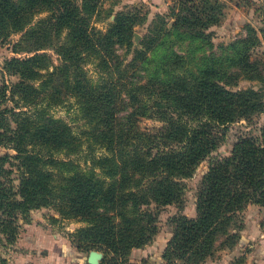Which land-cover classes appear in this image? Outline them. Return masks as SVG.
<instances>
[{"label": "trees", "instance_id": "obj_1", "mask_svg": "<svg viewBox=\"0 0 264 264\" xmlns=\"http://www.w3.org/2000/svg\"><path fill=\"white\" fill-rule=\"evenodd\" d=\"M92 2L0 0V38L30 25L14 48L28 55L9 58L2 68L17 80L0 85V144L15 151L0 155V211L8 217L0 228L14 234L12 222L19 215L54 204L62 216L91 223L82 230L83 243L89 240L117 254L148 242L157 230L150 207L182 200L185 179L219 148L229 124L252 122L264 113V87L229 89L208 68L192 83H145L133 74L124 83L127 70L114 66L108 52L112 42H101L100 36L113 33L122 41L121 35L131 29L119 20L109 33L94 28ZM185 3H191L185 6L191 16H178L177 21L206 19L205 28L222 21L217 11L226 7L225 0ZM38 7L53 8L46 19L58 35L69 30L71 43L55 45L58 64L43 51L47 21L29 22ZM137 60L135 55L129 65L136 67ZM87 64L95 65L97 77ZM111 71L117 74L108 77ZM69 98L86 122L78 134L50 114ZM142 117L161 124L143 129ZM13 172L17 178L10 176ZM248 204L264 205V123L257 135L239 136L228 155L210 162L199 186L197 216L176 219L160 264L170 256L196 262L212 251L219 233L227 235L225 242L237 237L230 233L231 225Z\"/></svg>", "mask_w": 264, "mask_h": 264}, {"label": "rangeland", "instance_id": "obj_2", "mask_svg": "<svg viewBox=\"0 0 264 264\" xmlns=\"http://www.w3.org/2000/svg\"><path fill=\"white\" fill-rule=\"evenodd\" d=\"M84 1L79 0V3L83 4ZM191 3H185V0H93L89 3L91 25L102 33H109L112 24L118 20L131 29V33L121 35L122 41H118V35L113 33H109V38L102 34L100 36L101 42L108 39L112 42L108 52L116 64L114 66L128 72L121 81L125 83L133 74L145 83L151 79L162 80L161 84H167L168 80L192 83L194 76H199L208 68L213 69L214 78L229 89L258 90L264 87V8H249L247 5L244 8L241 6L243 0H232V3L217 11L222 13V21L205 28L206 19L177 21L178 16H191L192 10L185 7ZM35 10L29 20L31 25L41 19L48 22H45L46 26L49 25L50 21L46 18L53 8L38 7ZM29 27L26 26L25 31ZM48 28L50 32L42 39L45 46L43 51L58 64L55 45L62 41L71 43L69 30L64 29L58 35L53 26L49 25ZM25 31H13L10 37L0 38V85L17 80L7 72L3 73L2 68L7 59L28 55L14 51L15 43ZM138 52L141 56L137 55ZM135 55L138 64L133 68L129 63ZM87 69L94 77L98 76L95 65L87 64ZM115 74L111 71L107 76ZM74 100L67 99L54 107L50 114L66 121L78 134L86 128V122L79 115L78 104ZM263 123L264 113L256 115L252 122L242 120L226 127L219 148L198 165L192 177L185 179L182 200L150 207L156 214L157 230L145 245L114 254V250L106 253L104 248L91 245L89 240L83 243L82 230L91 228V223L80 216H62L53 204L32 209L26 216L19 215L12 222V228L16 229L14 234L10 233V228L5 233L0 228V264H55L54 256L57 253L61 255V264H85L93 250L102 254L98 264L106 257V264H145L146 261L147 264H160V255L172 239L176 219L181 215L189 218L197 216L199 186L210 162L228 155L239 136L257 135ZM160 124L154 118L140 119L143 129H153ZM8 153L14 154L15 151L0 144V155ZM10 176L17 178L15 172ZM7 218L0 211V222ZM231 226L230 233H236L237 237L225 242L227 235L219 233L215 246L204 258L188 262L182 256H170L168 264H264V205L248 204L237 214ZM239 236H242L241 240ZM37 240L41 245H37ZM71 244L80 247L71 249ZM49 246L54 250H50ZM55 248L59 251H55Z\"/></svg>", "mask_w": 264, "mask_h": 264}, {"label": "crops", "instance_id": "obj_3", "mask_svg": "<svg viewBox=\"0 0 264 264\" xmlns=\"http://www.w3.org/2000/svg\"><path fill=\"white\" fill-rule=\"evenodd\" d=\"M226 2V5H229L230 3H232V0H225ZM244 3H241V6H244V8H246V5L249 7V8H264V0H243ZM238 5V4H236ZM240 5V3H239ZM37 245L39 246V244L41 245V242L40 240H37L36 241ZM46 247V246H45ZM52 247V246H51ZM50 246H49V249L50 250H54L52 249ZM58 247V246H57ZM71 249H73V247L70 246ZM56 249V248H55ZM55 251H59L58 248L55 250ZM147 256V255H146ZM55 257V264H59V258H61V255L60 253H57ZM80 257V256H79ZM80 260V258L78 259ZM80 262V261H79ZM76 264V263H75Z\"/></svg>", "mask_w": 264, "mask_h": 264}, {"label": "water", "instance_id": "obj_4", "mask_svg": "<svg viewBox=\"0 0 264 264\" xmlns=\"http://www.w3.org/2000/svg\"><path fill=\"white\" fill-rule=\"evenodd\" d=\"M102 258V254L98 251H91L87 257L88 264H98Z\"/></svg>", "mask_w": 264, "mask_h": 264}]
</instances>
